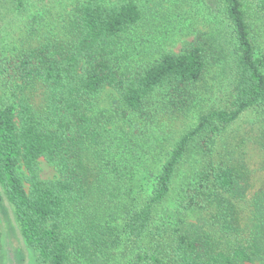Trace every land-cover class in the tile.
<instances>
[{"label":"trees","instance_id":"trees-1","mask_svg":"<svg viewBox=\"0 0 264 264\" xmlns=\"http://www.w3.org/2000/svg\"><path fill=\"white\" fill-rule=\"evenodd\" d=\"M150 1L81 0L61 35L30 15L0 50L1 212L36 264H264V183L216 151L228 127L264 109V0H217L227 37L196 31L178 51L126 62ZM27 2L4 0L19 14ZM217 64L232 91L164 149L161 119L188 111ZM106 88L118 94L111 109L98 102ZM42 158L58 178L39 177ZM189 158L178 211L198 223H173L159 209Z\"/></svg>","mask_w":264,"mask_h":264},{"label":"rangeland","instance_id":"rangeland-1","mask_svg":"<svg viewBox=\"0 0 264 264\" xmlns=\"http://www.w3.org/2000/svg\"><path fill=\"white\" fill-rule=\"evenodd\" d=\"M27 1L26 12L19 14L6 9L4 0H0V50H7L19 38L30 15H37L40 18L44 30L61 35L64 27L72 19L75 6L81 0ZM219 11L217 0H151L143 23L132 32L130 40L126 41V62H140L153 58L159 50L178 51L192 40L196 31L225 38L228 34L227 24ZM196 19L199 20L198 24L194 23ZM259 22L261 21H256L253 26L255 31L262 32ZM262 38L263 34L259 36L260 41ZM233 81L232 72L224 71L222 64L210 68L203 81L195 88L193 106L188 111L174 116L167 115L161 119L163 148H168L174 139L192 126L201 110L222 102L232 91ZM114 100H118V94L110 88L104 89L98 98L99 105L106 109H111ZM255 135H259L261 141H256ZM216 151L224 160H232L233 156L243 158L253 169L254 184L264 183V109L255 108L244 113L235 124L226 129L224 134L218 136ZM191 157L195 160L193 153ZM191 166L190 158L182 164L170 197L159 209V215H168L173 223L180 220L191 224L198 223L196 215L183 216L178 211L179 188ZM38 168L41 179L58 178L57 169L45 159H39ZM19 171L23 174V167H20ZM145 175L148 177L149 173ZM5 215V212H1L0 206V264H36L32 249L16 239L5 222Z\"/></svg>","mask_w":264,"mask_h":264}]
</instances>
